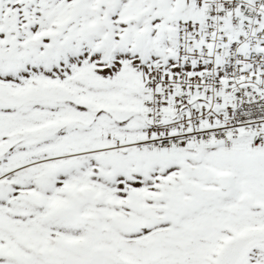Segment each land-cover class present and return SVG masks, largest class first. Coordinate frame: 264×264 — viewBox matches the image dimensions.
<instances>
[{"label": "snow or ice", "instance_id": "6c2138e0", "mask_svg": "<svg viewBox=\"0 0 264 264\" xmlns=\"http://www.w3.org/2000/svg\"><path fill=\"white\" fill-rule=\"evenodd\" d=\"M0 264H264V0H0Z\"/></svg>", "mask_w": 264, "mask_h": 264}]
</instances>
